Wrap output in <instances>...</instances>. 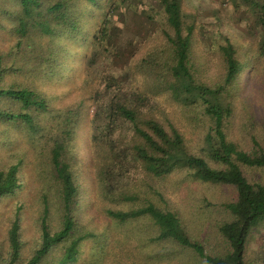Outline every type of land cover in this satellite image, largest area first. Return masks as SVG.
<instances>
[{"label":"trees","instance_id":"1","mask_svg":"<svg viewBox=\"0 0 264 264\" xmlns=\"http://www.w3.org/2000/svg\"><path fill=\"white\" fill-rule=\"evenodd\" d=\"M79 1L0 0V30L10 27L16 39L8 51L0 49V125L47 140L54 182L50 186L54 200L44 197L31 242L25 237L21 207L0 230V264H78L82 247L90 240L98 253L88 264L105 259L100 236L80 222L81 171L76 148L80 108L57 109L29 83L57 73V62L65 52L56 42L45 47L41 40L55 41L80 31V17L75 14ZM82 1L100 6L98 0ZM244 1L263 33L257 48L264 56V2ZM161 5L166 20L163 41L139 64L146 92L131 91L127 97L112 94L108 105L104 104L106 116L97 112L102 125L90 139L91 183L112 220L122 225L151 221L155 228L151 241L159 251L152 259L173 261L181 256L189 264H263L258 258L250 259L248 248L253 231L264 224V118L251 111L241 93L246 70L255 62L225 38L216 47L217 60L211 66L210 60L196 56L197 19L187 23L183 0H161ZM110 21L106 16L97 35L100 41L110 38ZM212 70L215 74H208ZM109 81L110 86H120L114 77ZM165 97L173 108L161 104ZM42 116H50L49 129L43 126ZM138 167L153 181L186 172L201 185L229 191L214 225L217 239L212 249L168 205V190L150 185L158 202L149 200L126 211L107 208L109 202L119 206L140 200L142 187L121 185L125 172ZM22 168V157L0 167V203L22 190Z\"/></svg>","mask_w":264,"mask_h":264},{"label":"rangeland","instance_id":"2","mask_svg":"<svg viewBox=\"0 0 264 264\" xmlns=\"http://www.w3.org/2000/svg\"><path fill=\"white\" fill-rule=\"evenodd\" d=\"M98 4L100 6L79 1L75 14L80 17L81 28L77 34H65L55 41L49 38L41 40L45 47L56 42L58 49L63 48L65 53L59 57L56 74L43 80L33 78L29 83L44 92L57 109L80 108L81 120L76 134L81 171L80 222L87 230L100 236L105 259L99 264H189L181 256L173 261L152 259L159 251L157 244L151 241L155 231L151 221L141 219L122 225L112 220L104 212L103 200L91 183L94 164L89 156L90 139L96 128L102 125V116H106L104 104L108 105L112 94L121 92L125 97L131 91L146 92L139 64L160 46L162 31L166 27L161 0H98ZM183 13L187 23H192L194 17L197 19L196 56L210 60L211 66H215L216 47L226 38L240 49L245 58L255 62V65L252 63L254 67L246 70L241 93L251 111L263 119L264 56L257 48L263 33L249 5L244 0H183ZM106 16L111 19L107 25L110 38L100 41L97 35ZM14 43L16 39L11 35L10 27L0 30L1 50L8 51ZM208 74H215V70ZM112 77L120 82V86L109 85ZM21 81L26 83L23 77ZM105 86L110 88L105 89ZM160 102L172 107L166 97ZM98 111L102 116L97 114ZM49 117L41 118L43 126L48 129L52 124ZM120 138L126 140L125 134ZM20 157L23 158V188L14 197L0 203V230L5 229L15 210L21 207L27 226L25 237L31 242L35 235L34 219L44 197L47 196L50 202L54 200V190L50 189L54 182L51 181L48 142L39 140L30 131H14L0 125V167L16 162ZM125 174L121 185L142 187L140 200L132 205L119 206L109 202L107 208L126 211L142 207L149 200L156 203L159 199L150 191V185H154L156 189L168 190V205L179 211L197 239L207 245L216 241L214 225L220 218L221 204L229 197L228 190L201 185L190 179L186 172L162 182L147 178L140 167ZM95 246L93 240L83 245L78 264H88L97 259ZM210 247L212 249L213 245ZM248 255L251 260L258 258L264 264V224L253 231Z\"/></svg>","mask_w":264,"mask_h":264}]
</instances>
